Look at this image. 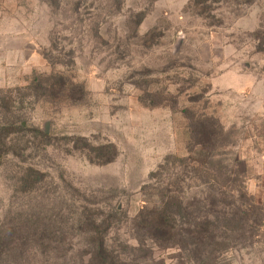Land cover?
I'll return each mask as SVG.
<instances>
[{
	"label": "rangeland",
	"instance_id": "374dc122",
	"mask_svg": "<svg viewBox=\"0 0 264 264\" xmlns=\"http://www.w3.org/2000/svg\"><path fill=\"white\" fill-rule=\"evenodd\" d=\"M213 132L264 204V0H0V264H95L100 237L122 264H202L132 225ZM255 231L212 264H264Z\"/></svg>",
	"mask_w": 264,
	"mask_h": 264
},
{
	"label": "trees",
	"instance_id": "16d2710c",
	"mask_svg": "<svg viewBox=\"0 0 264 264\" xmlns=\"http://www.w3.org/2000/svg\"><path fill=\"white\" fill-rule=\"evenodd\" d=\"M220 135L222 132L200 135L185 157H167L158 167L160 177L172 167L173 181L156 187L161 189L155 195L157 205L147 201L134 218L132 226L140 241L143 238L160 248L196 251L195 259L212 264L231 244L247 241L256 228L264 229V204L246 192V170L239 168L240 161L234 157L226 160L227 155L219 151ZM8 244L10 241L0 237V258L12 250L8 252ZM91 253L95 264H122L104 238L96 240Z\"/></svg>",
	"mask_w": 264,
	"mask_h": 264
}]
</instances>
